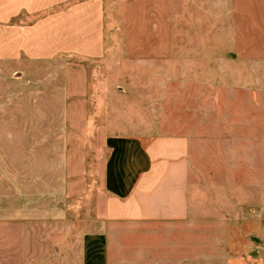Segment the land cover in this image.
<instances>
[{"label": "crops", "instance_id": "1", "mask_svg": "<svg viewBox=\"0 0 264 264\" xmlns=\"http://www.w3.org/2000/svg\"><path fill=\"white\" fill-rule=\"evenodd\" d=\"M125 15L144 17L145 40L114 42L107 0H0V264H34L46 226L62 230L41 235L38 264H218L230 249L202 255L193 235L158 249L152 235L113 229L233 220L253 225L246 257L264 263V0H129ZM123 64L148 66L144 106ZM202 80L262 103L239 122L247 106L227 100L226 175L255 179L227 181L208 200L192 187L195 136L161 131L153 107L171 82Z\"/></svg>", "mask_w": 264, "mask_h": 264}, {"label": "rangeland", "instance_id": "2", "mask_svg": "<svg viewBox=\"0 0 264 264\" xmlns=\"http://www.w3.org/2000/svg\"><path fill=\"white\" fill-rule=\"evenodd\" d=\"M128 3L129 0H107V27L108 31L113 33V40L116 43L119 41L145 40V36L142 33L145 27L143 24L145 23L143 16H133V18L129 16V18L125 15V17L122 18V7L125 4L128 6ZM132 22L140 23L138 25L140 27V32H136L138 35L127 30V28L129 29L130 24L132 26ZM103 67V64L94 63L92 68L96 71H102ZM121 67L131 70V72L134 73L129 78L130 83L133 85L134 82H136V87L133 91L136 96L133 97L134 95H132V97L134 98V101H137L141 106H144L147 103L144 102L146 100L145 92H148L146 88H150L151 86L149 81H144V76L148 72V69H146L148 66L123 64ZM152 67L155 74H160V64L153 65ZM171 84L170 96L162 98L158 92L157 95H154L153 97V107L157 113L158 119H160L159 122L163 126L161 131L167 133H189L195 136L194 145L199 144L200 153L197 154L195 170L191 175V179L192 187L205 189L201 192L199 191L201 193V199H209L207 191L210 192L216 190V193L219 194V196L221 195L220 193L224 194V187L226 186L227 181L235 180L237 182L236 186H240V183L244 180L255 179L226 175L225 154L223 153V148L220 146V140L218 139L222 134L218 129V126L219 124L223 125L226 119L227 100L229 101L228 105L230 108L233 105L235 107L238 106L237 104H242L243 108L247 106L246 110L249 113L243 114L244 117H242L240 111L237 112V115L235 113L236 116L234 115L235 118L233 119L240 122L244 119L252 120V117L256 115L261 116L260 107L262 103L259 102L261 98L253 97L252 95L250 97H243V103L237 95L229 97L228 99V93L222 85L219 86L217 84L216 89L206 80H202L200 85L197 83L193 84V82L179 83L175 81L171 82ZM186 84L188 85L185 87ZM153 85L154 89H160L158 83L154 82ZM215 96L216 101H214ZM98 109L101 111L102 106L99 105ZM92 115L94 117L92 122L96 125L99 119L97 114L94 113ZM28 119L31 121V114ZM210 120L215 123V127L211 126L212 124H210ZM25 131L26 137L29 134L28 132H30V134L32 133V129L28 130L26 128ZM91 151L92 149H90L89 152V165L92 170L93 152ZM234 164V172H239V170H237V168H239V162H234ZM212 193L214 196L215 193L211 192V194ZM228 217L231 216L228 215ZM191 227L193 228V226ZM252 227L253 225L237 223L236 220H233L223 221L216 225L203 224L195 229H185L179 225H145L135 229L130 226H116L113 229V232H133L137 234L152 235V239L154 238L152 244L158 249L163 245L164 240L161 241L162 238H165L166 240L170 238L176 239V236L181 233L190 236L193 235L196 240L194 248L196 247V249H199L202 255L230 249V258L220 256L218 264H264L261 254L260 256L258 255V258L255 256L253 258L246 257V249L251 242L249 236L253 231ZM61 228L62 226H46L44 231H39L40 234L35 241V246L38 248L39 252L36 251L38 253L36 258L34 257L36 252L32 256V262L34 264H38L39 259H42L43 253L48 248V243L40 239L41 235L47 234L52 230L60 232L62 230ZM192 245L193 244L190 243L189 246H185L190 247ZM255 248L256 247H254L252 254L255 253ZM225 259H227L228 263L225 262ZM154 260L158 259L154 258ZM46 263L47 261H45L44 264ZM157 264L159 263L157 262Z\"/></svg>", "mask_w": 264, "mask_h": 264}]
</instances>
